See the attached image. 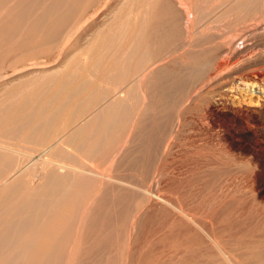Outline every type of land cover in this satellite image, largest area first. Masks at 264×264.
Instances as JSON below:
<instances>
[{"label": "rangeland", "instance_id": "obj_1", "mask_svg": "<svg viewBox=\"0 0 264 264\" xmlns=\"http://www.w3.org/2000/svg\"><path fill=\"white\" fill-rule=\"evenodd\" d=\"M183 1L185 5H188L189 8L191 7L194 14L193 20L189 21L182 16V13L180 14L181 9L173 8L171 1H162L158 2V4L156 2L157 5L153 1L151 8L156 10L159 15L156 12L157 14L154 13L147 16L145 19L147 27H145L143 33L141 32L140 35L137 28L138 24H134L135 29L132 33H127V31L123 30L124 33L120 31L119 35L118 28H113L114 20L124 16L122 13L131 4L130 0H0V81L6 77V83L11 82L4 86L6 88L1 87L2 82H0V104L4 100L9 102H4L2 104L3 107L0 105V110L4 108L7 113L10 112L11 114L13 111L14 115L16 113L19 115V112L23 111H19L20 109H27V112H32L33 109H36L34 111L44 109L41 111L44 112L43 115H46L53 108L50 112L52 114L57 104L61 106L62 111H65L64 107L67 106L62 119L65 121L67 129L64 134L60 133L61 136H59L65 142L63 143L60 140L63 143L61 146L63 152L61 148L60 152L64 153V156H62L59 152L60 157L65 158H58V161L60 163L64 162V165L68 164L67 166H76L75 168L77 169L87 164L86 171L95 174L98 172V175L103 174L100 175L102 176L101 180L104 178L102 181L98 179L95 182H91L90 186L82 188L83 191L76 188L77 190H75L74 194L76 192L78 194L76 193L75 195L84 193L81 197L83 198V195L85 197V199L83 198L84 202L80 201L81 205L78 204L81 208V210L79 208L78 213L80 212L83 215L85 211L86 214L89 212L87 214V222L90 224L88 226L85 225L86 227L84 226V231L88 235L86 234L87 236L83 239L82 237L85 235L83 233L82 237L80 236L78 241L74 242L76 250L73 249L71 253L69 250L70 243L65 249V254H57V260H55V256H52L50 260L52 263L54 262L53 264H223L222 255H218L221 253L219 252L220 250L217 249L216 251L214 244H212L214 239L220 247L223 245L221 247L223 251H228L226 254L224 251V254L227 255L226 257L229 256L230 261L232 260L231 264H264V251L261 250H264V93H258L256 86L251 87L252 90L249 91L248 87L245 88L236 80L226 77L231 71L226 67L229 66L231 69L230 66L233 64L238 67L247 62V65L251 63V60L245 61L242 56L250 53L253 45L261 51H257L259 60L255 68L264 70V35H253L256 38L253 39L251 37L252 39L245 44L247 48L243 45L238 47L239 50L238 48L231 49L232 52L225 50L222 53L220 50L221 42L228 41L234 35L231 24L235 17L233 15L237 13H231L232 15H228L229 17H226L225 20L224 17V19L220 17L230 5H225L222 0ZM237 1L234 0L232 2L235 3ZM165 5H167V8ZM123 6H126V8ZM135 8H138V4H134L132 9ZM112 9L123 12L120 14L116 12V16V13H109ZM208 9L211 10L209 11ZM161 10L171 11H168V13ZM204 13L207 16V20ZM113 15L117 18L113 17ZM152 16L157 20L153 19ZM158 16L159 18H157ZM140 18V16H135L133 19L138 23L143 19ZM172 20L176 21L175 25L171 22ZM151 21L154 22L151 23ZM155 22L156 24H154ZM188 22L190 23L188 24ZM168 24L172 26H168ZM190 24H192L191 30L189 29L191 27ZM154 25H156L157 29H155ZM207 26H211V28ZM180 28H184L185 31ZM188 29L191 31L190 33L194 34L186 33ZM171 30L172 33H170ZM104 31L105 33H103ZM173 31L177 33H173ZM108 33L111 34L108 35ZM135 33H139V35ZM210 33L213 36L219 33V39H217L221 42H217V39L213 40ZM99 34H103L100 37V46L96 50L89 51L91 42ZM130 35L132 39L135 35V39H138V41H130L132 44L130 42L126 43V36ZM113 36L115 37L113 38ZM259 36L261 37L259 38ZM186 37L191 39L187 40ZM140 38L142 39L140 40ZM174 39L177 40L173 42ZM210 41L213 45L208 43ZM111 43H113V47H109ZM137 43L139 45H136ZM115 44L117 45L116 49ZM179 46L180 48H178ZM216 47H218V50ZM243 49L246 51L244 52ZM126 50L131 51L132 54L130 52V55L128 52V55H130L128 56ZM119 51L121 54L123 53L122 56H120ZM142 53H145V56ZM81 54L85 59L77 68V70L80 69L77 71L78 77L72 79L73 81L71 80V83H68V87L65 86L61 91L58 90L61 93L55 92L52 85L50 86L51 88L49 87L50 89L48 84L47 87L44 85L43 82L46 81V84L51 81V79L47 80L51 74H47L49 76L45 78L46 80L43 79L46 76L43 73L44 71L48 72L51 70L48 73H52L58 68L56 72H65L66 69H69L68 65L72 60L80 58L78 56H81ZM240 54L242 55L241 57ZM261 55L262 57H260ZM119 56H124V60L126 58L129 60L122 61L123 58H121L120 61ZM145 57L148 58L146 60H149V64L145 61ZM233 57H236V59L234 58L235 61H233H238V64L232 61ZM69 59L72 60L69 61ZM226 60L228 66L226 65L222 68L220 64L226 63ZM126 61L130 64H127ZM121 62L122 65L120 66ZM139 63H144L142 65L144 70L142 66H139ZM126 65L131 68L132 66L134 67L133 69L130 67L127 69L125 68ZM152 65L157 66V68L152 71L154 75H150V77L147 76V73L152 70L150 68ZM38 66L42 68L33 69ZM221 68L222 70H220ZM137 69L142 70L138 71ZM224 69H227V72ZM146 71L149 72L144 74ZM122 73L124 76H122ZM141 73L142 75H140ZM21 75L25 76L21 77ZM242 76L245 78L246 72ZM90 77L93 80L88 82L87 80ZM120 78H124V82ZM131 78L132 80L130 81ZM40 79L43 80L42 83H40L42 81ZM109 80L114 84L117 80V82L120 81L119 84H115L116 88L119 89L117 93L115 91L117 89L114 88L115 85L111 84ZM134 80H138L141 83L136 81L134 84ZM78 82L85 88H83L85 91L82 90V93L81 91H79L80 93L78 92V90L82 89L80 88L81 86L79 87ZM97 82L101 83V85L97 84ZM108 82L114 87L110 89L111 86L108 85ZM31 84L34 85V88ZM74 85H78L77 87L80 89L77 88L76 90ZM42 86L44 89L46 87V89L44 90ZM98 86H100V89ZM103 86L109 92H106ZM140 86L144 88L142 87V89ZM38 87H41V89ZM136 87L138 88L136 89ZM47 88L49 92H47ZM72 88H74L77 95L73 93L74 90L71 91ZM133 88L136 91L139 89L138 93H133ZM8 89L10 91L13 90V94L16 90V93H18H15L16 98L14 96L11 97V101L7 95L10 91L6 93ZM26 89H28V94L30 91L29 95L26 93ZM112 89H114V94L110 92ZM124 89L125 91L121 92ZM101 90L103 91L102 94L106 95L105 99L103 95L102 97L100 95ZM23 91L27 94L25 95L27 98L23 96ZM126 91H128L127 101L129 106L133 105L131 107L133 108L132 112L129 115L131 118L128 116L130 122L128 120L125 124L122 123L121 126L116 127L115 125L111 128L109 124L100 122L103 127L101 124L97 128H95L96 126L93 127V130L95 129L97 132L95 133L94 130V134L105 133L102 138H107H104L102 142L100 141L101 137L98 136L97 138L92 133L94 139L92 135L90 143L97 147L105 143L107 144L103 145L105 148L102 146L101 150L90 153V150L87 151V144L83 143L86 145L83 146L82 143H77L78 139L72 141L69 139L70 137L67 138L69 135H74L79 130L78 128L81 127V125L80 127L78 125L81 121L80 115L72 113L76 111L75 108L86 107L85 104L87 103L91 109L86 107L85 113L87 112V116L89 115L88 121H93L99 117L100 112L98 111L104 114L105 108L117 101ZM33 92L35 98L37 95L39 99L43 96L45 98V95L48 96L47 99L56 95L55 98L57 97V99L53 100L54 96L51 99L54 102L57 101V104L54 102L53 104L51 99H49L50 102L47 99L44 101V98L41 100L35 99L33 96V99L38 100V103L33 104L35 101L33 102L32 100L30 103L32 106L28 104L21 107L23 102L20 101L19 103V93L20 95L23 94L20 96L23 100V98L29 99L30 95H34ZM69 93L72 94L71 97ZM120 93L121 95H119ZM260 94L263 95L260 96ZM5 95H7L8 99H6ZM134 95L136 96L134 97ZM258 95L261 97L260 99H258ZM17 97L19 99L18 102ZM68 97L71 100L75 98L77 101L73 103ZM58 98L61 101L64 98L67 105H65V102L64 104L58 101ZM68 99L71 103H69ZM81 99L82 106L81 104L77 105V102L81 103ZM113 99L115 100L112 101ZM13 100L17 102H14L15 105L10 103ZM42 100L44 103L42 102L41 104ZM91 103H94V105H91ZM4 104L6 107L11 105L15 107L11 108V106V110L7 111L9 107L6 110ZM17 104L20 106L19 112L15 109ZM43 104H47L46 107ZM70 104L71 106H69ZM34 106L37 107L34 108ZM28 107L33 109L30 111ZM44 107L47 109L45 110ZM69 107L72 108L70 109ZM68 109L71 110L70 113ZM118 112H121L120 109H118ZM85 113L83 114L84 118L82 115V120H87ZM95 113L96 116H94ZM22 114L19 116H23ZM92 115L96 118L94 119ZM12 118L15 117L13 116ZM12 118L10 123L16 120V118ZM72 118L74 119L72 120ZM62 120L60 119V126L63 123ZM85 122L83 121L82 123L84 124ZM107 125L109 126L107 127ZM3 134L0 133V136ZM4 137H0V142L6 141L8 144L9 142L14 144L17 141L19 143L22 138L19 136L15 139L16 136H12L15 138L10 137L13 140L11 142L9 135ZM67 142L69 145H76L68 147ZM78 145L80 147L83 146L85 149L82 147L83 151L79 149V156L77 150H75V148L78 149ZM25 146L29 145L25 144ZM100 146L99 148H101ZM70 147H73V150ZM64 149H66V152ZM69 150L73 152L72 156L67 154L68 152L71 153ZM81 153L86 155L83 157ZM88 155H92L89 156L92 157L91 159L88 157L89 160L86 157ZM66 158L67 160L69 158V160H64ZM76 158L80 161L85 159V162L82 161L80 163ZM71 160L73 161L72 163ZM83 162L84 164H82ZM81 180L82 178H79L78 182ZM59 203L60 206L64 205L61 201ZM80 215L78 216L80 217ZM45 244L43 243L42 245ZM237 245L240 246L236 247ZM238 248H240V252ZM234 249L237 250L234 251ZM251 251L255 253L262 251L260 254H263V256L259 257L260 254L252 252L253 255ZM231 252L233 253L231 254ZM41 255L47 260L48 257L54 254H49V256L48 254H46L47 256L45 254ZM50 260L44 263L52 264Z\"/></svg>", "mask_w": 264, "mask_h": 264}, {"label": "bare ground", "instance_id": "obj_2", "mask_svg": "<svg viewBox=\"0 0 264 264\" xmlns=\"http://www.w3.org/2000/svg\"><path fill=\"white\" fill-rule=\"evenodd\" d=\"M120 1V0H119ZM131 1V4H133V6H134V4H138V8L136 9H132V7L133 6H131V4H129V7L127 8V9H125L124 10V12L123 11H118L119 10V7H118V10L116 9H112V10H110V12L109 13H116V12H119V14L120 13H122L124 16V18L122 19V18H120V19H118L117 17H115L114 15H113V17H115V18H117L116 20H114L115 22H114V27H113V25H112V27L113 28H118V30H119V35H120V31H122L123 32V30H125V31H127V33H132L133 31H134V29H135V27H134V24L136 25V24H138L137 25V28L139 29V32H140V35H141V32L143 33V30L145 29V27H147L146 26V22H145V19L147 18V16L148 15H150V14H154V13H156L157 11L156 10H154V9H152L151 7L153 6V1L155 2V4H156V2H157V4H158V2H162V1H171L172 2V6H173V8H175V7H177L178 9H181V11H180V14L182 13V16H184L186 19H188L189 21L190 20H193V16H194V14H193V12H192V10H191V7L189 8L188 7V5H185V2L183 1V0H130ZM191 2H192V0H190ZM213 1V0H212ZM218 1V0H217ZM223 1V3L225 4V5H230V7L226 10V11H224L222 14H221V17L220 18H225V20H226V17H229L228 15H232L233 13H237L236 15H233V17H234V21L232 20V24H231V27L233 28V33H234V35L233 36H231V38L228 40V41H223V42H225V43H223V42H221L220 40H218L219 39V33H218V35H217V33H216V35L215 36H213V34H211V36L213 37V40L215 39H217V42H221L222 44L220 45V50L222 51V53H223V51H225V50H227V51H231V49H237L238 47H241V46H243V45H245V44H247V42L250 40V39H255L256 38V36L257 35H264V0H238L237 2H235V3H233L232 1H234V0H222ZM56 2V1H55ZM126 2V1H125ZM129 3V2H128ZM217 3V2H216ZM10 4V3H9ZM45 4V3H44ZM117 4V3H116ZM154 4V5H155ZM156 4V5H157ZM195 4V3H194ZM197 4V3H196ZM71 5V4H70ZM107 5V4H106ZM120 5V4H119ZM221 5H223V4H221ZM227 5V6H228ZM72 6V5H71ZM114 6V5H113ZM118 6V5H117ZM128 6V5H127ZM161 6V5H160ZM166 6V8H167V5H165ZM170 6V5H169ZM169 6H168V8H169ZM220 6V5H219ZM54 7V6H53ZM123 7H125L126 8V6H123ZM136 7V6H135ZM196 7V6H195ZM225 7V6H224ZM111 8H113V7H111ZM111 8H109V9H111ZM116 8V7H115ZM155 8V7H154ZM162 8H165V7H162ZM165 8V9H166ZM203 8V7H202ZM215 8H216V6H215ZM215 8H214V10H215ZM74 9V8H73ZM122 9V8H121ZM120 9V10H121ZM170 9H171V7H170ZM199 10H200V8H198ZM222 9V8H221ZM123 10V9H122ZM198 10V11H199ZM207 10V9H206ZM209 11L211 10V9H208ZM213 10V9H212ZM24 11V10H23ZM109 11V10H108ZM162 12H170L171 10H161ZM174 11V10H173ZM205 11V10H204ZM70 12V11H69ZM162 12H161V15H162ZM168 12V13H169ZM212 12V11H211ZM216 12H217V10H216ZM72 13V12H71ZM75 13V12H74ZM158 13V12H157ZM156 13V14H157ZM174 13H175V11H174ZM174 13H172V14H174ZM206 13H207V11H206ZM232 13V14H231ZM70 14V13H69ZM73 14V13H72ZM108 14V13H107ZM110 14V15H111ZM155 14V15H156ZM179 14V15H180ZM205 14V13H204ZM208 14V13H207ZM116 16H117V13L115 14ZM140 16L141 18L140 19H142L140 22H136V20L134 21V17L136 16V17H138V16ZM157 15H159V13L157 14ZM198 15V14H197ZM210 15H211V13H210ZM66 16V15H65ZM105 16V15H104ZM120 16V15H119ZM205 16H206V14H205ZM150 17V16H149ZM148 17V18H149ZM153 17V16H152ZM165 17V16H164ZM169 17V16H168ZM176 17V16H175ZM180 17V16H179ZM178 17V18H179ZM196 17V16H195ZM210 17V16H209ZM157 18H159V16L157 17ZM163 18V17H162ZM166 18V17H165ZM223 18V19H224ZM25 19H27V18H25ZM30 19V18H29ZM132 19V20H131ZM136 19V18H135ZM153 19H156V18H154L153 17ZM176 19H177V17H176ZM197 19V18H196ZM138 20V19H137ZM151 20V19H150ZM149 20V21H150ZM157 20V19H156ZM163 20V19H162ZM179 20V19H178ZM202 20H204V19H202ZM206 20H207V16H206ZM229 20V19H228ZM39 21V20H38ZM51 21V20H50ZM184 21V20H183ZM194 21H196V20H194ZM199 21V20H198ZM152 22H154V21H151V23ZM161 22V21H160ZM164 22H166V21H164ZM174 25H175V20H172L171 21ZM170 22V23H171ZM200 22V21H199ZM216 22V21H215ZM227 22V21H226ZM56 24H57V22H55ZM95 23V22H94ZM150 23V22H149ZM158 23V22H157ZM168 23V22H167ZM186 23V22H185ZM190 22H188V24H189ZM196 23V22H195ZM206 23V22H205ZM207 23H208V21H207ZM206 23V24H207ZM211 23V22H210ZM229 23V22H228ZM154 24H156V22L154 23ZM177 24V23H176ZM193 24V23H192ZM192 24H190V26L192 25ZM198 24V23H197ZM196 24V26H198ZM106 25V24H105ZM171 25V24H170ZM169 24H168V26H170ZM183 25V24H182ZM187 25V24H186ZM213 25V24H212ZM151 26V25H150ZM153 26V25H152ZM156 25H154V27H155ZM157 26H161V25H157ZM164 26V25H163ZM167 26V28H169ZM172 26V25H171ZM195 26V25H194ZM217 26V25H216ZM223 26V25H222ZM186 27V26H185ZM207 27H209V26H207ZM230 27V28H231ZM153 28V27H152ZM162 29H163V27H161ZM187 28H189L188 26H187ZM191 28H192V26L189 28L190 30H191ZM209 28H211V26L209 27ZM154 29V28H153ZM155 29H157L156 27H155ZM155 29H154V31H155ZM162 29H161V31H162ZM180 29H183L184 30V28H180ZM189 29L186 31V33H188V34H194V33H190L191 31H189ZM194 29V28H193ZM215 29H217L216 27H215ZM111 30V29H110ZM114 30V29H113ZM112 30V31H113ZM152 30V29H151ZM170 30V29H169ZM173 30V29H172ZM172 30H171V32L170 33H172ZM200 30V29H199ZM98 31V30H97ZM100 31V30H99ZM107 31V30H106ZM176 31V30H175ZM185 31V30H184ZM198 31V30H197ZM108 32V31H107ZM157 32H159V31H157ZM179 32V31H178ZM200 32H202V30H200ZM4 33V32H3ZM94 33V32H93ZM95 33H97V32H95ZM103 33H105V31L103 32ZM124 33V32H123ZM150 33V32H149ZM153 33V32H152ZM173 33H177V32H174L173 31ZM179 33H181V32H179ZM185 33V32H184ZM208 33V32H207ZM213 33H214V31H213ZM232 33V34H233ZM111 33H108V35H110ZM136 35L138 34L139 35V33H135ZM145 34V33H144ZM158 34V33H157ZM160 34V33H159ZM205 34V33H204ZM228 34V33H227ZM231 34V33H230ZM13 35V34H12ZM103 34H99V35H96L97 37H94L95 39H93V41L91 42V44H90V49H89V51L91 50H96L99 46H100V44H101V40H100V37L102 36ZM105 35H107V34H105ZM112 35H114V33H112ZM122 35H124V34H122ZM133 35V34H132ZM220 35H221V33H220ZM226 35V34H225ZM253 35H256L255 36V38L253 37ZM53 36V35H52ZM149 36V35H148ZM174 36V38H175V34L173 35ZM107 37V36H106ZM112 37V36H111ZM110 37V38H111ZM115 36H113V38H114ZM133 37V36H132ZM135 35H134V37H133V39L131 38V35L130 36H126V43L127 42H130V41H132V42H134L135 40H137L138 41V39H135ZM139 37V36H138ZM141 37V36H140ZM177 37V36H176ZM194 37V36H193ZM196 37V36H195ZM207 37V36H206ZM222 37V36H221ZM220 37V38H221ZM226 37V36H225ZM225 37H224V39H225ZM252 37V38H251ZM261 36H259V38H260ZM6 38V37H5ZM104 38V37H103ZM144 38V37H143ZM168 38V37H167ZM188 37H186V39H187ZM190 38V37H189ZM223 38V37H222ZM229 38V37H228ZM262 38H263V36H262ZM142 38H140V40H141ZM149 39V38H148ZM172 39V38H171ZM180 39V38H179ZM191 39V38H190ZM190 39H187V40H190ZM207 39V38H206ZM5 40V39H4ZM159 40V39H158ZM163 40V39H162ZM165 40V39H164ZM169 40V39H168ZM175 40H177V39H174L173 40V42L175 41ZM205 40V39H204ZM210 40V39H209ZM213 40H211V41H213ZM227 40V39H226ZM107 41V40H106ZM118 41V40H117ZM186 41V40H185ZM185 41H184V43H185ZM198 41V40H197ZM208 42L209 44H212V42ZM252 41V40H251ZM56 42V41H55ZM107 42H109V41H107ZM164 42V41H163ZM176 42H178V41H176ZM183 42V41H182ZM216 42V43H217ZM256 42V41H255ZM53 43H54V41H53ZM120 43V42H119ZM131 43V42H130ZM150 43V42H149ZM148 43V44H149ZM171 43V42H170ZM251 43V42H250ZM132 44V43H131ZM178 44V43H177ZM191 44V43H190ZM206 44V43H205ZM249 44V43H248ZM257 44V43H256ZM108 45H109V43H108ZM113 45V43H111V46H109V47H113L112 46ZM116 45V44H115ZM136 45H139V43H137ZM174 45V44H173ZM179 45V44H178ZM213 45V44H212ZM214 45H216V46H218L217 44H214ZM252 45V44H251ZM89 46V45H88ZM105 46V45H104ZM142 46H143V44H142ZM191 46V45H190ZM246 46V45H245ZM147 47V46H146ZM149 47V46H148ZM167 47V46H166ZM183 47H184V45H183ZM213 47V46H212ZM262 47V46H261ZM89 48V47H88ZM105 48V47H104ZM117 48V45H116V47H115V49ZM178 48H180V46L178 47ZM178 48H176V49H178ZM198 48V47H197ZM218 47H216V49H217ZM246 48H247V46H246ZM249 48V47H248ZM140 49V48H139ZM148 49V48H147ZM213 49V48H212ZM215 49V50H216ZM101 50V49H100ZM151 50V49H150ZM214 50V49H213ZM218 50V49H217ZM219 50V51H220ZM238 50H239V48H238ZM244 50V52L246 51L245 49H243ZM242 50V51H243ZM249 50V49H248ZM127 51V50H126ZM141 51V50H140ZM211 51V50H210ZM226 51V52H227ZM257 51L258 52H261V51H259L258 50V48L256 49L255 48V46L253 45L252 47H251V51H250V53H248L247 55L245 54V55H241L240 54V57L242 56V57H244L243 59L245 60V61H249V60H251V63L249 64V65H247L248 64V62L247 63H244L243 65H240V66H235L233 63V65H231L230 67H231V69L229 68V66L227 65L228 64V62H227V60H226V63H222V64H220V66L223 68V66L225 67L226 65L228 66V67H226V68H228L229 69V74H227V76L226 77H230V79H234V80H236L237 82H239L240 84H242L245 88H247L248 87V90L250 91V90H252L251 89V87H253V86H256V88H258V93H264V70H262V69H258V68H255V66H257V62H258V60H259V58H257ZM109 52V51H108ZM124 52H125V50H124ZM128 52L129 51H127V55H128ZM131 52V51H130ZM130 52H129V54H130ZM134 52V51H133ZM151 52V51H150ZM232 52V51H231ZM262 52H263V50H262ZM79 53V52H78ZM92 53V52H91ZM115 53H116V51H115ZM119 53H120V51H119ZM126 53V52H125ZM240 53V52H239ZM123 54V53H122ZM122 54L120 53V56H122ZM131 54H132V52H131ZM130 54V55H131ZM134 54H136V53H134ZM144 56H145V53H142ZM141 54V57L143 56ZM227 54V53H226ZM231 54V53H230ZM104 55V54H103ZM102 55V56H103ZM107 55V54H106ZM118 55V54H117ZM126 55V54H125ZM130 55H128V56H130ZM152 55V54H151ZM233 55V54H232ZM105 56V55H104ZM119 56V57H120ZM127 56V57H128ZM147 56H149V55H147ZM168 56V55H167ZM234 56V55H233ZM78 57H80V58H77V59H75V60H72V62L68 65L69 66V69L67 70L66 69V71L64 72H62V73H60L61 71H59V72H56L57 70H58V68H57V70L55 71V72H53L52 71V73L50 72V73H48L49 71H51V70H49L48 72L47 71H44V69H43V71H41V72H43L44 74H46V76L45 75H43V76H45V77H43V79L44 80H46L45 78L47 77V76H49L50 74L52 75H50V78H48L47 80H49V79H51V81H49V83L50 82H53V83H46L45 84V82H43V80L42 79H40V80H42L40 83H44V85H46V87H47V84L49 85L48 86V88L52 85L53 87V90H55V92H57V93H61V92H58V90H60L61 91V89L63 90V88L65 87V86H67L68 85V83L70 82L71 83V80L72 79H75V77H78V73H77V71H79L80 69H78L77 70V68H79V65H81V63L82 62H84V57H82V54H81V56H78ZM89 57V56H88ZM124 57V56H123ZM123 57H120L119 58V60L121 61V58H123ZM132 57V56H131ZM232 57V56H231ZM239 57V56H238ZM237 57V58H238ZM239 57V58H240ZM260 57H262V55L260 56ZM117 58V57H116ZM138 58V57H137ZM140 58V57H139ZM146 58L147 57H145V61L146 62H148V64H149V60H146ZM188 58V57H187ZM234 58L236 59V57H233V59H232V61L234 60ZM127 59V58H126ZM125 59V60H126ZM142 59H143V57H142ZM142 59H140L141 61H142ZM148 59V58H147ZM242 59V58H241ZM70 59H69V61H71ZM112 60H113V58H112ZM124 60V58L122 59V61ZM124 60V61H125ZM127 60H129V59H127ZM131 60V59H130ZM237 60H239V59H237ZM252 60H253V62H252ZM138 61V60H137ZM177 61V60H176ZM235 61V60H234ZM233 61V62H234ZM240 61V60H239ZM127 62V64H130V63H128V61H126ZM126 62H125V64H126ZM145 62V63H146ZM237 62V64H238V61H236ZM236 62H234V63H236ZM134 63H135V61H134ZM253 63V64H252ZM140 64V63H139ZM144 64V63H143ZM142 63L139 65V66H142L143 65ZM187 64V63H186ZM210 64V63H209ZM242 64V63H241ZM246 64V65H245ZM37 65H39V64H37ZM65 65V64H64ZM95 65V64H94ZM116 65V64H115ZM122 65V62H121V64H120V66ZM134 65V64H133ZM215 65V64H214ZM67 66V67H68ZM138 66V65H137ZM138 66V67H139ZM153 66V67H152ZM150 68H152V70L149 72V71H146L144 74H146L147 72H149V73H147V76H150V75H154L153 73H152V71L153 70H155V68H157V66H155V65H152ZM66 67V68H67ZM81 67V66H80ZM82 67H83V64H82ZM116 67V66H115ZM114 67V68H115ZM118 67V66H117ZM128 67H130V66H125V68H127V69H129ZM133 67L134 66H132V68L131 69H133ZM166 67V66H165ZM202 67V66H201ZM214 67V66H213ZM38 68H42V67H40V66H38V67H34L33 69H38ZM74 68V69H73ZM141 68V67H140ZM149 68V69H150ZM169 68V67H168ZM220 68V67H219ZM222 68L220 69V70H222ZM29 69V68H28ZM61 69V68H60ZM59 69V70H60ZM84 69V68H83ZM121 69V68H120ZM124 69V68H123ZM142 69H143V66H142ZM142 69H139L140 71L142 70ZM146 69V68H145ZM148 69V70H149ZM175 69V68H174ZM202 69V68H201ZM42 70V69H41ZM52 70H54V69H52ZM89 70V69H88ZM135 70V69H134ZM138 70V69H137ZM138 70V71H139ZM144 70V69H143ZM159 70V69H158ZM218 70V69H217ZM224 70H226V72H227V69H224ZM103 71V70H102ZM125 71V70H124ZM137 71V72H138ZM31 72V71H30ZM29 72V73H30ZM34 72V71H33ZM98 72V71H97ZM123 72V71H122ZM130 72H132V71H130ZM134 72V71H133ZM136 72V71H135ZM210 72V71H209ZM221 72V71H220ZM223 72V71H222ZM225 72V71H224ZM244 72H246V76H245V78L242 76V74L244 73ZM35 73V72H34ZM39 73V72H38ZM106 73V72H105ZM140 73V72H139ZM28 74V73H27ZM32 74V73H31ZM41 74V73H40ZM47 74H49V75H47ZM158 74V73H157ZM214 74V73H213ZM222 74V73H221ZM30 75V74H29ZM84 75V74H83ZM92 75V74H91ZM134 75H135V73H134ZM140 75H142V73L140 74ZM223 75V74H222ZM222 75H221V77H222ZM23 76H25V75H23ZM22 75H21V77H23ZM35 76V75H34ZM39 76V75H38ZM87 76V75H86ZM95 76V75H94ZM97 76V75H96ZM122 76H124V74L122 73ZM137 76V75H136ZM146 76V75H145ZM163 76V75H162ZM214 76V75H213ZM220 76V75H219ZM41 77V76H40ZM108 77V76H107ZM119 77H120V74H119ZM126 77V76H125ZM129 77V76H128ZM151 77V76H150ZM166 77V76H165ZM198 77V76H197ZM16 78V77H15ZM109 78V77H108ZM122 78V77H121ZM120 78V79H121ZM139 78V77H138ZM149 78V77H148ZM154 78V77H153ZM34 79V78H33ZM32 79V80H33ZM89 80H87L88 82L89 81H92L93 80V78H92V80H91V77L90 78H88ZM104 79V78H103ZM124 79V78H123ZM123 79H121L122 81H123ZM127 79V78H126ZM126 79H125V82H126ZM137 79V78H136ZM22 80V79H21ZM96 80V79H95ZM132 80V78L130 79V81ZM152 80V79H151ZM6 81H7V78L6 77H4L0 82H2V84H1V87H4V86H6V85H8V84H10L11 82H7L6 83ZM20 81V80H19ZM73 81V80H72ZM103 81H105V80H103ZM110 81V83L111 84H114V83H112L111 82V80H109ZM118 81V80H117ZM116 81V83H120V81L119 82H117ZM138 82V80H134L133 81V83L135 84V82ZM147 81V80H146ZM148 81H149V79H148ZM232 81V80H231ZM230 81V82H231ZM22 82V81H21ZM88 82H86V83H88ZM95 82V81H94ZM99 82V81H98ZM97 82V84H99V85H101V83H98ZM101 82V81H100ZM124 82V81H123ZM152 82V81H151ZM79 83V87L81 86V84H80V82H78ZM77 83V84H78ZM109 83V82H108ZM110 83L108 84V85H110ZM115 83V84H116ZM138 83H141V82H138ZM150 83V82H149ZM15 84V83H14ZM17 84V83H16ZM38 84V83H37ZM114 84V85H115ZM134 84H132V86L134 85ZM154 84V83H153ZM212 84V83H211ZM40 85V84H39ZM38 85V86H39ZM83 85V84H82ZM84 85H86V84H84ZM89 85V84H88ZM92 85H93V82H92ZM137 86H138V84H136ZM214 85V84H213ZM231 85V84H230ZM31 86L33 87L34 85H32L31 84ZM30 86V88H32ZM74 86H76V90H77V88H79V87H77L78 85H74ZM95 86V85H94ZM111 86V85H110ZM119 86V85H118ZM117 86V87H118ZM131 86V87H132ZM17 87V86H16ZM19 87V86H18ZM23 87V86H22ZM43 87V86H42ZM46 87H45V89H46ZM68 87V86H67ZM96 87V86H95ZM94 87V88H95ZM99 87V89H100V86H98ZM104 87V86H103ZM114 86H111L110 87V89L111 88H113ZM134 87H135V85H134ZM141 87V86H140ZM143 87V86H142ZM141 87V88H142ZM4 88H6V87H4ZM28 88V87H27ZM29 88V89H30ZM34 88V87H33ZM37 88V87H36ZM35 88V89H36ZM39 88V87H38ZM47 88V89H48ZM51 88V87H50ZM49 88V89H50ZM80 88H82L81 90H78V92L79 91H81V93H82V90H84L85 88H84V86H81ZM79 88V89H80ZM84 88V89H83ZM87 88V87H86ZM108 88V87H107ZM115 89H117V90H115L116 91V93H117V91L119 90L118 88H116V85H115V87H114ZM127 88V87H126ZM138 87H136V89H137ZM144 88V87H143ZM142 88V89H143ZM148 88V87H147ZM11 89V88H10ZM10 89H8L7 90V92L6 93H8V91H10ZM24 89V88H23ZM39 89H41V87L39 88ZM43 89H44V87H43ZM44 89V90H45ZM49 89H48V91L47 92H49ZM95 89H98V88H95ZM103 89H105L106 90V92H109L108 91V89H106L105 87L103 88ZM122 89V88H121ZM134 89V88H133ZM133 89H131V90H133ZM149 89V88H148ZM5 90V89H4ZM4 90H2L3 92H4ZM27 90L28 89H26V93L28 94V92H27ZM38 90V89H37ZM68 90V89H67ZM74 90V88H72V90L71 91H73ZM113 90L114 89H112V91H110L111 93H113ZM139 90V89H138ZM137 90V91H138ZM21 91V90H20ZM19 91V92H20ZM32 91V90H31ZM33 91H34V89H33ZM85 91V90H84ZM87 91V90H86ZM122 91H125V89L124 90H121V92ZM136 90L134 89V92L133 93H138L137 91L135 92ZM254 91V90H253ZM15 93L17 92V90L16 91H14ZM24 92V91H23ZM41 93H42V91H40ZM99 92V91H98ZM102 90H101V97H102V95L104 94H102ZM160 92V91H159ZM13 94V90H11L7 95H8V97H10L9 98V100L11 101V97H15V95L16 94H18V93H16V94ZM20 93H22V92H20ZM20 93H19V99H18V97H17V102H18V100H19V103H20V101H22L23 102V104L21 105V107H24V106H26V105H28V104H30L31 102H32V100H33V104H35V103H38V100H35V99H39V96L37 97V95H36V98H35V94H34V92H33V94L34 95H30L29 96V99H24L23 98V100L21 99V97L20 96H22L23 94V96L25 97V98H27V96H25V95H27V94H25V92L23 93V94H21L20 95ZM32 93V92H31ZM73 93H75L76 94V91L74 90L73 91ZM80 93V92H79ZM115 93V92H114ZM113 93V94H114ZM124 93V92H123ZM130 93V92H129ZM140 93H141V91H140ZM139 93V94H140ZM3 94V93H2ZM29 94H30V91H29ZM28 94V95H29ZM40 94V93H39ZM46 94V93H45ZM53 94V93H52ZM70 94V93H69ZM84 94V93H83ZM131 94H132V92H131ZM142 94H143V92H142ZM157 94H158V92H157ZM7 95H5L6 96V99H8L7 98ZM60 95V94H59ZM77 95V94H76ZM99 95V94H98ZM99 95V96H100ZM119 95H121V93L119 94ZM133 95V94H132ZM148 95V94H147ZM261 95H263V94H260V96ZM33 96H34V98L35 99H33ZM41 96H43V95H41ZM51 96V95H50ZM54 96V95H53ZM53 96H51L52 97V99H53ZM56 96V95H55ZM55 96H54V99L53 100H55V99H57V97L55 98ZM58 96V95H57ZM72 96V94H70V97ZM95 96V95H94ZM106 96V95H105ZM105 96L103 95V98L105 99ZM115 96V95H114ZM136 95H134V97H135ZM140 96V95H139ZM139 96H137V97H139ZM160 96H162V95H160ZM259 95L257 96L258 97V99H260L261 97H260ZM47 97L48 96H46L45 95V98H44V96L42 97V98H44V101H46V99H47ZM51 97L50 98H48L47 99V101H50L49 99H51ZM61 97V96H60ZM59 97V98H60ZM62 97H64V96H62ZM74 97H75V95H74ZM96 97V96H95ZM100 97V98H101ZM118 97V96H117ZM156 97V96H155ZM159 97V96H158ZM157 97V98H158ZM163 97V96H162ZM16 98V97H15ZM15 98H13V99H15ZM41 98V99H42ZM59 98H58V101H60V102H65L64 101V98L62 99L63 101H61V100H59ZM69 98V97H68ZM76 98H78V97H76ZM98 98V97H97ZM115 98H116V96H115ZM133 98V97H132ZM142 98V97H141ZM2 99V98H1ZM41 99H39V100H41ZM52 99H51V101H52ZM70 100H71V98H69ZM68 99V100H69ZM136 99V98H135ZM138 99V98H137ZM3 100V99H2ZM1 100V101H2ZM70 100H69V103H71V102H73V103H75V101H77V100H75V98H74V100H73V98H72V100H71V102H70ZM101 100V99H100ZM115 99H113L112 101H114ZM128 91H126L124 94H122L118 99H117V101H114L113 103H111V105H107L108 107H106L105 109V111H104V114L103 113H101V111H98V112H100L99 113V117H100V114H102L101 115V117L99 118H96V117H94V116H96V113H95V115L93 116L94 117V119L95 120H93V121H88V118H89V115L87 116V112L85 113V108L86 107H88V105H87V103L85 104V102H83L85 105H86V107H80L79 108V106H78V108L79 109H77V108H75V112H72L73 114L74 113H76L75 115H80L79 116V118H80V122H79V127H80V125H81V127L80 128H78V126H77V128L79 129H77L78 131L75 133V131H76V129H75V131H74V135H72V136H68L67 138H69V139H71L72 141H76L77 139H78V142L77 143H82V145L83 146H86V145H84V144H87V151H89L90 153H92L93 151H97V150H101L102 149V146L103 145H107V144H105V143H103L101 146L99 145V143H98V145L101 147V148H99V146L97 147V146H95L94 144H91L90 143V139H91V136L94 134V130H93V127H95V128H97V126L99 125L100 126V124L103 122V123H107V124H109V125H107V127L109 126L110 128L112 127V126H115L116 125V127L117 126H121V124L123 123V124H125L128 120H129V122H130V119L128 118V116L131 114V112H132V109L133 108H131V107H133V105L132 106H129V103H128ZM141 100V99H140ZM257 100V99H256ZM37 101V102H36ZM44 101L42 100L41 101V104H42V102L44 103ZM50 101V102H51ZM94 101H95V98H94ZM109 101V100H108ZM136 101V100H135ZM135 101H133V102H135ZM152 101V100H151ZM259 101V100H258ZM263 101V100H262ZM4 102H6V103H9V102H7L6 100H4L3 101V103ZM14 102H16V101H12V102H10V103H12V105H15V103ZM16 102V103H17ZM50 102H48L49 104H50ZM54 101H52V103H53ZM57 102V101H56ZM56 102H54V103H56ZM87 102V101H86ZM130 102H132V101H130ZM1 103V102H0ZM2 103V104H3ZM51 103V104H52ZM53 103V104H54ZM66 103V102H65ZM64 103V104H65ZM78 104L77 105H80L81 104V106H82V99H81V103L80 102H77ZM89 103H90V101H89ZM95 103H97V102H95ZM100 103H101V101H100ZM2 104H0L2 107H3V105ZM48 104V105H49ZM57 104V103H56ZM60 104V103H59ZM94 105V103H91V105ZM136 104V103H135ZM155 104V103H154ZM157 104V103H156ZM9 105V104H8ZM11 105V106H12ZM31 106H32V104H30ZM40 105V104H39ZM45 107H46V105L45 104H43ZM61 105V104H60ZM65 105H67V103L65 104ZM65 105H63V106H65ZM76 105V104H75ZM77 105H76V107H77ZM96 105V104H95ZM0 106V107H1ZM4 106H5V104H4ZM10 106V107H11ZM37 106H38V104H37ZM37 106H34V108H36ZM42 106V105H41ZM41 106H39V107H41ZM49 106H51V105H49ZM56 106V105H55ZM69 106H71V104L69 105ZM73 106V105H72ZM7 107H9V106H7ZM7 107L5 106V108H6V110H7ZM8 108V110L7 111H9V110H11V108H13V107H15V106H12L11 108ZM44 107V108H45ZM74 107V106H73ZM90 107V106H89ZM89 107H88V109H89ZM102 107V106H101ZM19 108H20V106H18V104H17V107L15 108L16 109V111L17 112H19V111H21V110H23L24 111V113L22 114V112L20 113L19 112V115L20 114H22L23 116H19L17 113L14 115L13 114V111H12V113L10 114V112L9 113H7L5 110H4V108L3 109H1L0 110V133L1 134H5V135H9V138L11 137V138H15V137H12V136H16V138L15 139H17L19 136H20V140H19V143H18V141H17V143H14V144H10V142H9V144L6 142V141H2V142H0V264H45L44 262L46 261L47 262V260L49 261L50 259H52V256L54 257H56L57 256V254H61V253H63V254H65L66 253V251H65V249H66V247L69 245L70 247V253L72 252V250L74 249V250H76V248H75V244H74V242L77 240L78 241V238L81 236L82 237V235H83V233H85V228H84V226L85 225H89L90 223L89 222H87L88 221V213L86 214V211L84 210L85 208L84 207H82V208H84V209H82V210H84L85 211V214H81L80 212V214L82 215H80L79 213H78V211H79V208H80V206H78V204L79 205H81L80 204V201H83L84 202V200H83V198L85 199V197H84V195H83V198L81 197L82 196V194H84V193H81L80 195H75L74 194V192H75V190H77L78 188L79 189H81L82 190V188H87V186H90V184H91V182H95V181H97L98 179L99 180H101V178H102V176H100V175H103V174H100V175H98L97 173L98 172H96V174L95 173H93V172H89V171H86V169H87V164L85 165L84 164V160H82V161H84L82 164H84V166H82V167H80V169H77V168H75V167H72V166H67V165H64V162H62V163H60L59 161H58V158H61L62 156H64V153H61L60 152V148H61V146H62V144L63 143H65L64 142V139H60L59 138V136H61V134L63 133H65L66 131V129H67V125H65V121H63L62 119H63V117H64V112L66 111V108H67V106L66 107H64L65 108V111L63 110H61V106H59L58 104H57V106L54 108V111L52 112V114L50 113L52 110H53V108H52V106H51V110H49V108H48V110H49V114H47L46 113V115H43V111H41V110H44V109H38L37 111H34V110H36V109H33V108H31L30 109V107H28V110L30 109V111L33 109V111L32 112H27L26 110L27 109H20L19 110ZM41 108H43V107H41ZM63 108V107H62ZM70 108V107H69ZM72 108V107H71ZM70 108V109H71ZM92 108H93V106H92ZM99 108V107H98ZM138 108V107H137ZM155 108V107H154ZM47 108H45V110H46ZM74 109V108H73ZM90 109H91V107H90ZM102 109H104L103 107H102ZM118 109H120V111L121 112H118ZM122 109V110H121ZM143 109V108H142ZM19 110V111H18ZM47 110V111H48ZM68 111H69V113H70V111L71 110H69L68 109ZM90 111V110H89ZM5 112V113H4ZM95 112V111H94ZM116 112V114H114ZM118 112V113H117ZM68 113V112H67ZM72 113H71V115H72ZM86 114V116H87V120H82V115L83 114ZM51 114V115H50ZM92 114H94V113H92ZM112 114H114V116H112ZM142 114H144V113H142ZM68 115H70V114H68ZM71 115H70V117H71ZM132 115H133V113H132ZM15 117L16 118V120H14L13 122H11L10 123V121H12L11 120V118L12 117ZM66 116V115H65ZM73 116V115H72ZM74 117V116H73ZM78 117V116H77ZM93 117H92V119H93ZM130 117V116H129ZM15 118H12V119H15ZM76 118V117H75ZM83 118H84V115H83ZM86 118V117H85ZM90 118H91V116H90ZM131 118V117H130ZM138 118V117H137ZM60 119L63 121V123H62V125L60 126ZM69 119H71V118H69ZM74 118H72V120H73ZM76 119H78V118H76ZM92 119H90V120H92ZM65 120V119H64ZM77 121V120H76ZM79 121V120H78ZM83 121H86L84 124L82 123ZM75 122V121H74ZM101 122V123H100ZM67 123V122H66ZM69 123V122H68ZM72 123V122H71ZM77 124V123H76ZM83 124V125H82ZM101 126L103 127V125L101 124ZM106 126V125H105ZM104 126V127H105ZM71 127V126H70ZM99 128H101V127H99ZM74 129V128H73ZM103 129V128H102ZM102 129H101V131H102ZM105 129H106V127H105ZM105 129H103V130H105ZM98 131H99V129H97ZM111 130V129H110ZM113 130V129H112ZM117 130V129H116ZM118 131V130H117ZM69 132V131H68ZM67 132V133H68ZM103 132V131H102ZM61 133V134H60ZM93 133V134H92ZM95 133H97L96 132V130H95ZM113 133V132H112ZM1 135L0 137L2 138V137H4L5 135ZM111 134V133H110ZM95 135V137L97 136V138H98V136L99 137H101L99 140L100 141H104V138L105 137H103L102 138V136L104 135L105 136V133L103 134V133H101V134H94ZM94 135L92 136L93 137V139H94ZM107 135V134H106ZM113 135V134H112ZM66 136V135H65ZM10 138V140H12ZM107 138V137H106ZM105 138V139H106ZM4 139H5V137H4ZM4 139H2V140H4ZM60 140H61V142H63V143H61L60 142ZM65 140H66V138H65ZM95 140H98V139H95ZM94 140V141H95ZM98 140V141H99ZM107 140H110V139H107ZM0 141H1V139H0ZM102 141V142H103ZM6 142V143H5ZM11 142H13V140L11 141ZM16 142V141H15ZM70 142V141H69ZM92 142V141H91ZM101 142V143H102ZM107 142V141H106ZM71 143V142H70ZM73 143H75V142H73ZM84 143V144H83ZM25 144H28L29 146H25ZM67 144H68V142H67ZM95 144H97V143H95ZM71 146L72 145H76V144H70ZM69 144H68V147L70 146ZM83 146H81L83 149H84V147ZM74 147H76V146H74ZM81 147H80V145H78V149H76L75 148V150H77V154H78V156L80 155L79 154V149H81ZM95 147H97V148H95ZM104 147V146H103ZM72 150H73V147H70ZM99 148V149H98ZM105 148V147H104ZM92 149H96V150H92ZM61 150H62V152H63V149L61 148ZM65 150V152H66V149H64ZM74 150V151H75ZM85 150V149H84ZM71 153H67V154H69L70 156H72L73 155V152L71 151V150H69ZM81 151H83L82 149H81ZM103 151V150H102ZM116 151H118V150H116ZM62 154V156L60 157V153ZM75 153V152H74ZM82 153H84V152H82ZM81 153V154H82ZM86 153V152H85ZM101 153V152H100ZM59 154V155H58ZM76 154V155H77ZM99 154V153H98ZM117 154H119V153H117ZM68 155V156H69ZM83 155V154H82ZM84 155H86V154H84ZM84 155H83V157H84ZM59 156V157H58ZM89 156H92V155H88V156H86L87 157V159L89 160V158L91 159L92 157H89ZM74 157H75V155H74ZM80 157H82V156H80ZM89 157V158H88ZM95 157V156H94ZM62 158H65V157H62ZM69 158H71V157H69ZM69 158H68V160H69ZM77 159V158H76ZM64 160H67V158L66 159H64ZM67 160V161H68ZM78 160V159H77ZM96 160V159H95ZM78 161H80V160H78ZM82 161H80V163L82 162ZM73 161L71 160V163H72ZM68 163H70V162H68ZM75 164H76V162H75ZM72 165H74V164H72ZM77 165V164H76ZM92 165V164H91ZM89 168V167H88ZM109 176V175H108ZM117 177V176H116ZM79 178H82V180L80 181V182H78V180H79ZM120 178V177H119ZM104 179V178H103ZM102 179V180H103ZM106 179H108V178H106ZM105 179V180H106ZM101 180V181H102ZM110 180H112V179H110ZM117 180V179H116ZM118 181H120V180H118ZM114 182V181H113ZM102 183V182H101ZM105 183V182H104ZM115 183V182H114ZM117 183H119V182H117ZM101 185V184H100ZM102 187H104V186H102ZM134 187V186H133ZM138 187V186H137ZM77 188V189H76ZM117 188V187H116ZM140 189V188H139ZM85 190V189H84ZM83 191V190H82ZM81 191V192H82ZM136 191V190H135ZM78 194V193H77ZM60 196V197H59ZM57 198V199H56ZM60 199V201L61 202H63L64 203V205H62V206H60V201L58 202V200ZM56 200H57V202H56ZM97 201V200H96ZM117 201V200H116ZM56 202V203H55ZM88 202V201H87ZM57 203H59V204H57ZM62 203V204H63ZM116 203V202H115ZM65 204H67V205H65ZM83 204V203H82ZM167 205V204H166ZM83 206V205H82ZM181 209V208H180ZM80 210H81V208H80ZM136 210H137V208H136ZM89 211V210H88ZM82 212V211H81ZM185 212V211H184ZM183 212V213H184ZM77 213H78V215H80V217L77 215ZM84 213V212H83ZM181 214V213H180ZM185 214H187V213H185ZM188 215V214H187ZM182 216V215H181ZM184 216V215H183ZM136 220V219H135ZM93 221V220H92ZM96 222V221H95ZM105 222V221H104ZM88 223V224H87ZM93 224V223H92ZM135 226V225H134ZM86 227V226H85ZM90 227V226H89ZM99 228V227H98ZM86 229H88V228H86ZM87 232V231H86ZM90 232V231H89ZM88 232V233H89ZM97 232V231H96ZM93 233V232H92ZM91 233V234H92ZM87 233H85V235L82 237L83 239L85 238V236H87L86 235ZM93 236V235H92ZM81 239V238H80ZM213 240V239H212ZM215 240V239H214ZM212 241V244H214V246H215V249H216V251H217V249H219L220 251L219 252H221V253H217L218 255H220L221 257H223V261H224V263L223 264H231V261L229 260V256L228 257H226L227 255H225L228 251H225V254H224V251L221 249V247H223V245L220 247L217 243V241L215 242V241ZM220 242V241H219ZM45 244V243H47V244H45V245H42V244ZM78 243V242H77ZM220 244V243H219ZM221 245V244H220ZM235 246V245H234ZM238 246H240V245H237L236 247H238ZM257 246V245H256ZM227 248V247H226ZM251 248V247H250ZM259 248V247H258ZM260 248H261V246H260ZM136 249V248H135ZM213 249V248H212ZM239 249V252H240V248H238ZM252 249V248H251ZM255 249V248H254ZM211 250V249H210ZM231 250H233V249H231ZM230 250V251H231ZM235 250H237V249H234V251ZM262 251H264L263 249H261ZM233 251V252H234ZM261 251V252H262ZM65 252V253H64ZM209 252V251H208ZM233 252H231V254L233 253ZM260 254V253H258V252H254V251H251V254ZM237 253H238V251H237ZM41 254H45V256H47L46 254H48V256H49V254L51 255V254H54V255H51V257H48V259L47 260H45V258L44 257H42V255ZM229 254V253H228ZM230 254V256H232ZM246 254V253H245ZM253 254V255H254ZM264 254V253H263ZM263 254H260L259 255V257H262L263 256ZM243 255V254H242ZM252 255V256H253ZM212 256V255H211ZM209 257V256H208ZM215 257V256H214ZM219 257V256H218ZM67 258V257H66ZM217 258V257H216ZM238 258V257H237ZM58 258L56 257L55 258V260H57ZM208 259H210V258H208ZM215 259V258H214ZM233 259H234V257H233ZM234 260H236V259H234ZM204 261V260H203ZM218 261V260H217ZM50 262H51V260H50ZM50 262H48V263H50ZM56 262V261H55ZM210 262H211V260H210ZM219 262V261H218ZM217 262V263H218ZM52 263V262H51ZM54 263V262H53ZM52 263V264H53ZM64 263V262H63ZM236 264V263H235Z\"/></svg>", "mask_w": 264, "mask_h": 264}]
</instances>
